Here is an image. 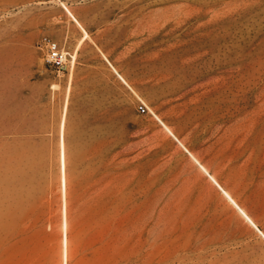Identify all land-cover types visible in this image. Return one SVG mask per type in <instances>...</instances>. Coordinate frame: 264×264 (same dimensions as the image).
<instances>
[{
	"label": "rangeland",
	"instance_id": "rangeland-1",
	"mask_svg": "<svg viewBox=\"0 0 264 264\" xmlns=\"http://www.w3.org/2000/svg\"><path fill=\"white\" fill-rule=\"evenodd\" d=\"M59 1L88 34L65 125L67 264H264L261 236L149 112L264 234V0ZM59 1L0 0V264H63L67 72L41 37L69 53L83 31Z\"/></svg>",
	"mask_w": 264,
	"mask_h": 264
},
{
	"label": "bare ground",
	"instance_id": "bare-ground-1",
	"mask_svg": "<svg viewBox=\"0 0 264 264\" xmlns=\"http://www.w3.org/2000/svg\"><path fill=\"white\" fill-rule=\"evenodd\" d=\"M59 1V0H58ZM60 6L64 9L66 15L76 24V26L83 31V35L80 37V39L77 41L75 46L72 47V44L69 42L68 38L63 37L61 41L65 42L70 50V58L71 61L69 62L66 70V75L64 76L62 82L65 84V101L63 103V111L59 123V137H58V147H59V162H60V173H61V191L63 193V223H62V229H63V238H62V245H63V264H67V244H68V238H67V220H66V205H65V191H66V182H65V175H66V148H65V125L67 122V111H68V101H69V95L71 92V86L74 79V72H75V64L77 61V55L80 50V47L82 43L88 38V34L86 33L82 23L79 21V19L76 17L74 12H72L69 7H67L64 3L60 2ZM72 47V48H71ZM103 57L106 59V57L103 55ZM107 62L110 64V62L107 60ZM111 68L113 69L116 76L126 85L129 87L127 82L124 80V78L117 72V70L110 64ZM57 86H53L55 88ZM133 91V90H132ZM149 112L152 114V116L160 123L162 128L178 143V145L189 155L191 160L199 167V169L210 179V181L220 190V192L223 194V196L236 208V210L241 214V216L246 220V222L261 236V238L264 240V234L258 229L256 224L253 222V220L246 214V212L241 209L238 204L235 202V200L231 197V195L222 188L216 179L209 174L208 170L198 161V159L190 153L186 147L182 144L181 141H179L175 135L172 133L170 128L166 126L159 117L149 109Z\"/></svg>",
	"mask_w": 264,
	"mask_h": 264
},
{
	"label": "built area",
	"instance_id": "built-area-1",
	"mask_svg": "<svg viewBox=\"0 0 264 264\" xmlns=\"http://www.w3.org/2000/svg\"><path fill=\"white\" fill-rule=\"evenodd\" d=\"M41 47L44 51V62L53 73L58 77L60 74L66 73L67 66L71 61L67 51L53 38H43ZM139 111L145 112L143 106L139 107Z\"/></svg>",
	"mask_w": 264,
	"mask_h": 264
},
{
	"label": "crops",
	"instance_id": "crops-1",
	"mask_svg": "<svg viewBox=\"0 0 264 264\" xmlns=\"http://www.w3.org/2000/svg\"><path fill=\"white\" fill-rule=\"evenodd\" d=\"M65 20H66V24L68 25L69 22H68V20H67L66 17H65ZM64 32H65V31H64V29H63L59 34H61V35H65L66 33L64 34ZM73 32H74L73 30L70 31V35H71V37H70L69 40H70V41L73 40V41L75 42L76 39H77V34H75V33H73ZM45 33H48V34H47V35H43L41 38H52V37L50 36V35L52 34L50 30L47 31V32H45ZM59 44L61 45V43H59Z\"/></svg>",
	"mask_w": 264,
	"mask_h": 264
}]
</instances>
